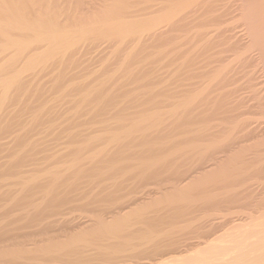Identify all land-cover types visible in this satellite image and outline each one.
I'll return each instance as SVG.
<instances>
[{"label":"rangeland","instance_id":"obj_1","mask_svg":"<svg viewBox=\"0 0 264 264\" xmlns=\"http://www.w3.org/2000/svg\"><path fill=\"white\" fill-rule=\"evenodd\" d=\"M259 2H261V3H259ZM199 3H200V5H199ZM151 5L152 6L156 5V7H151ZM236 9H238V10H236ZM256 10H258L260 13L263 12L264 0H220V1L219 0H163V1L162 0H0V83L4 82V80H6L7 78L11 79L9 77L13 78L14 77L13 75H15L16 73H19V71H21L20 68H23V65H25V63H26L25 61H27V59L30 56H32V55L35 56V53H36V57L33 56L34 58L31 57L32 59H30V60H33L39 56V52L46 53L44 51H46L48 44L51 41L50 40L51 38L53 40V39H57V38H61V37L63 38V36H64V39H66V40H64V39H62V40H64V42L71 41L73 43L72 47L75 49L74 50L72 47H69L72 50L69 49L70 51H68V49L66 48L65 45H64V47L60 46V49L58 50L59 52L58 51L56 52V53H59L60 55L56 54V53L54 55H52L50 57V59H48V62H49L48 66L44 67V69H41L37 73V75L39 74V76H40V78L38 77L40 80L36 77L35 78L33 77V76H37V75H31V74H30L31 76L27 75L28 77L26 76L27 78L26 77L23 78L22 81L19 83V85L21 84L20 86H24V87H20V89H19V86L17 85L18 87L14 90L13 94L16 93V95H19L18 97L16 95H14L15 98L17 97L18 100H16L14 98L15 102L13 101V103L8 104V106L10 108L8 111V107H6V114L4 115L5 116L4 121L6 123H8V125L11 126L10 122H14V123H12L14 125H16L17 122H19L21 124L20 120L25 118L24 120H27L28 124L26 121H25V123L23 122L24 120L22 121L23 122L22 124L25 125V126H23L24 130L26 128V124L29 126H27V129L25 130L26 131L25 132L19 124L20 128H22V130H23L22 133H20L19 132L20 129L18 130L16 127L12 128L13 131L10 129L7 132V134H5V135H7V136H5V139L3 138L4 135H2V137L0 138V143H3V144L4 143H10L11 142L10 139H13V136L17 137V134L15 135V132L18 131L17 132V133H19L18 138H21V136L23 135L22 136V138H24L23 140H28L27 142H25V141L22 142V145H23L22 147H24L26 145L25 147L28 148L30 145H27L26 143L29 142V144L35 145L36 143H33V142H35V141L40 142V137H42L41 135H43V137H44V138L42 137L43 140H46L48 138L46 136L49 135V138H48L49 142H48V140H46V141L48 143H50V145H48V146H49V150L52 153L50 151L40 152L38 158H40V156H42V158L45 159L40 164L34 165L33 163L32 164L29 163L26 166L25 165L22 166L23 168L22 167L19 169L17 167H16L17 169L12 168L11 171H8V172L6 171L8 173V175L6 174V172H4L6 175L2 174L4 176L0 177L1 178L0 181L3 182L4 184L7 183V184H11V185H7V186L4 185L3 186L0 184L2 186V187L0 186V188H1L0 191H5L8 188L10 190L11 189L12 190L20 189L23 191L25 189H27L28 187L34 188L35 183L38 184L41 181L46 180L48 178V174H47L48 172L47 173L45 172L46 169H48L46 171H49V172L56 171L54 169H57L58 171L60 170L59 175L64 174V173L66 175L65 169L67 168V171L69 170V173L71 170L68 168V164L65 165L64 161L67 162L69 160V163H70L71 162L70 160H73L74 156L77 158H79L81 156L83 157V158L81 157L82 160L79 159V161L82 162V171L84 170V172H83L84 176H83V178H81V180H79V182L82 180L87 181V185H86V182L84 185H82L83 182L78 183L79 185H81V187L79 185H78L79 187L78 186H76V188L73 187L72 189H75V191L71 189L73 191V193L71 195L69 194V196L72 198V200H74L75 204H79V205H77V208L81 204L82 208L84 209L83 203L78 202L82 198L81 199L77 198V200H76V196L79 195L80 193L83 194V192H84L85 195L89 194V196H86V198L88 200V199H90V197H91V199L93 197L95 199H96V197H97V199L100 198L101 193L104 196L107 193H109L107 195L109 197H111V196H113V194H115V192L118 191V188L116 186H114L116 183V180H117L116 177H118L117 174H115L116 175L115 176L111 172L113 177H112V175H110L111 176V178H110L107 175L109 177V178L107 177L108 178V180H107L106 176L105 177L100 176V172L98 173V170L101 171L102 168L97 170V167H95V169H94V164H93L94 162H93V160H91L93 157L97 156L96 154H98V153L96 152V150L98 151L100 148H102V145L104 146V144L106 142V140L104 141V139H101V138H105L104 135L107 132L104 131V133H103V130H105V129H101V127L104 124L103 125V126H105L104 128H107V124H105V123L101 124L100 123L99 119H100V117H102L104 115V113L101 112L103 115L101 114L102 116H100L99 110L100 109L102 110L105 108V106H104L105 102L106 103L110 102V101L105 100L103 103L102 101L104 99L102 97H101L102 103L98 102V100H100V97L98 95L97 96L95 95V97H94V93L96 94V92H97V94H100V95H101L100 92H102L103 95H101V96H104V94H106V93H107V95H109L108 92H110V91H111L110 92L111 96H112V94L116 93V95H117L119 93L117 96L116 95H114V96L119 97V95H121L119 98H115V99H118V102L120 103V105H122L123 102L124 103L127 102L130 105L129 106L128 104L125 103V105H128L129 109H126L125 107H123L125 105L122 106L123 108L126 109L125 110L126 112L124 111L123 113L124 114L130 113L129 117L130 116L133 117V115H134V117H135L134 119H137L138 121L143 120L147 117V113H146V112H148L147 109H149L148 114H153L154 112L155 113H157V112L162 113V111L164 113V111H166V112L172 111V109L173 110L179 109V107H180V109H182V107L185 103L182 96H184V95L188 96L189 95V96H191L189 98L192 100L191 101V107L196 112L195 113L194 111H192L191 117H193V118H191V117L190 118L192 120H195L196 126L193 123L194 125H189V126L187 125V127H188V129L193 128V130L196 128L194 131L196 133L197 132L198 133L197 134L194 133V134L197 135L196 136V139H197L196 144H200L202 147V148L200 147L201 149H199L201 151L200 153L202 155H204L203 154L204 151H202V150H206V149H208V152H210L211 150L218 152L221 147H225L226 144L229 145L228 153L220 154L222 159L225 161H223V163H221L220 166L216 167L217 169L215 168L213 170L215 173L212 171L208 172L209 175H208V173H207V175L205 174L208 177L204 176L203 175L204 173H202V174L197 175L198 178H194L195 180L193 179V181H192V179H190L192 181V183H191V181L190 182L188 181L185 184L180 183L179 186H177L176 188L169 189V191L171 190L170 194L168 191V193H166L164 195H158L153 200H149L148 202L146 201V203L144 202L140 205L133 207L130 211H127L129 214L128 213L127 214L122 213L121 215H123V216L119 215L122 218H120L118 215H116V216L110 215L109 216L108 213L105 214L107 211H109V209L111 207V203H110V205L106 204L107 208H109V209L106 210L107 209L106 208L105 209L106 212H105V210L103 209L104 205H102L99 201L96 204V208L98 207L99 211L97 210L96 211L97 213L95 212V214L89 212L90 213L89 214V213H87L88 211L86 212V209H85V211L79 209L81 207H79L77 209L80 211H77L75 209L76 205L73 206V204H74L73 201H72L71 205L68 204L70 202L67 203V201H66L65 205H64L65 207L63 205L61 206L60 210L62 208H64V209L59 211L58 216L52 217V219L59 221V223L57 222L59 225L55 224V226H54V228L56 227L55 228L56 230H53V228H51L49 230V231H51L50 232L51 234L50 233L48 234V232H49L48 231L47 235H45L44 233L39 235L37 233V231H38L37 225L33 224L34 226H36V227H33V226H31L32 224H30V226L28 224H25V225H28L29 227L27 226V228L24 231L21 227L22 223L19 224L18 220H14L15 218L14 219L12 218V216H14V217H16V219L17 218L22 219V218H24L23 216L22 217H17V216L18 215H26V213L27 214L33 213V210H32L33 207L32 206L30 207L27 205L28 207L31 208V210H29L27 207V209L29 211L25 208L26 206L24 207V205H22L23 208H20V206H18L17 208H19V209L13 208V206H12V208L10 209L11 213L9 212L11 215L10 216L8 213H7L8 215L5 213L6 212L5 207L7 206L6 204H9V203L4 204L2 207H0V212H1L0 213L1 214L0 215V221H1L0 226H7L8 229H10V227H13L12 229L17 231L18 229L14 228V226L18 227V225H20V228L18 227L19 228V230L17 231L18 233H16V234L20 233L19 232L20 229H22L21 230L22 233L27 232V233H25L26 235L29 232L31 233L30 236L29 235L23 236V234L21 236L16 235L19 238L20 242L22 241L24 243V245L27 246V247L22 248V250L24 249L23 250L24 253L29 251L27 254L31 253L30 254L31 256L32 255L38 256L40 254L45 255L44 252L45 253L47 252L46 254L51 253L54 250H56L54 252L57 253V251L60 248H61L60 251L63 248V250L66 252V251L72 250L73 247H71L70 244H76V243L78 246L81 245L82 248H84L85 250L86 249L88 250V249L94 248L96 245L102 244L104 246V239L107 238L108 236L118 237V238H116V237L115 238L117 239V241L121 240V243L122 242L125 243L124 241H127V240H124V238L122 239L123 236L129 237V235H130V237H133V235L139 236L140 234H143V233H145L144 235L150 233L149 234L150 238H155L156 236L157 237L159 236L160 237L159 239H162V238L168 239L169 237H172L175 230H177V228H176L177 226L180 229L183 226L182 229H185L187 231L188 229H190V227L192 225L197 226V224L200 223L198 221L199 219H197V218L204 216L203 214L205 212L208 213L209 211H210V213L217 214L218 217L215 215L216 218L214 221H216L215 222L216 224L220 225V227L218 228L219 229L218 231L220 233L225 232V231H227V229H231L235 226L250 224L251 222H253V221H251V219L254 218L256 220L259 217H261L259 215V213L261 214L262 213L261 211L264 210V143H263V141H264V114L263 113L264 112H262V111H264V106H263L264 105V78H263L264 77V63H263L264 51H262L261 49H258L261 47L255 45L254 39H252L253 38L252 32H250V30L248 29V25H251L253 30H255V32H257L258 30H261L263 25H264V22H263L264 20H262L264 17H261V15H263V14H260ZM245 12H246V14H245ZM250 12L253 13L251 19H249V17L247 16V14L249 15ZM255 12L258 16L257 19H255L256 17L254 16V15H256ZM176 13H178V14H176ZM180 14H181V16L182 15L183 16L181 17ZM188 17H189V19H188ZM180 18H181V20H180ZM174 19H176V20H174ZM177 19H179V20L177 21ZM170 20L172 22H170ZM194 20H196V21H194ZM174 21H177L178 23L176 22L177 23L176 24ZM171 23L172 24L174 23L175 25L174 24L172 25ZM152 25H153V27H152ZM137 26H139V27H137ZM147 26L152 27V29L157 31V32L160 30V32L164 33V35L160 38L158 37V39L154 38L153 40L149 41L148 40L149 35H148V33L146 34ZM205 26H206V28H204ZM228 26L230 27V29H232L231 32L228 31V29H229ZM134 28H137V29L139 28L137 30V32L135 31L136 35H134V32L132 31ZM143 28H144L145 32H143ZM139 30H141L142 33H141V31H140V33H138ZM239 31H240V33H238ZM233 32L236 34H234ZM224 33H225V36H224ZM232 33H233V35H236L238 37V39L239 38L241 39V40L239 39V41H240L239 45L241 47H244V46L247 47V49H245V52H246L245 54L241 55L240 53H244V51L240 48L237 49L236 47L233 46L232 43L234 40L228 41L227 37H229V35H231ZM41 34L43 36L45 35L46 37L44 36V38H43ZM53 34H55V35H53ZM207 34H208V36H207ZM39 35H41V36H39ZM71 35H72V38H71ZM48 36H50L51 38ZM85 36H86V38H85ZM137 36L139 38H137ZM141 36H143L144 38L143 37L141 38ZM37 38H39V40ZM45 38L48 39L49 41H47ZM77 38H79V39H77ZM80 38H82V39H80ZM83 38H85V39H83ZM40 39H41V41H40ZM138 39L139 40L142 39L144 42H141V40H140V42H138L139 41ZM36 40H38V41L35 42ZM74 40H76V41L74 42ZM146 40H148V41H146ZM157 40H159V41H157ZM249 40H250V42H249ZM252 40H253L254 44L252 43L253 46L252 45L250 46ZM152 41H154L153 44L151 43ZM11 42H15V44L14 43L11 44ZM33 42H35V43H33ZM248 42H249V44H248ZM36 43H38V44L35 45ZM39 43H42V44H39ZM45 43L46 44L48 43V44L46 45ZM147 43L149 46L147 45ZM18 44L20 46H17ZM29 44H32L31 47L28 46ZM38 45H40V46H38ZM140 45H144V46L140 47ZM151 45H153V46H151ZM21 46H23V48L26 46L25 47L26 49H24V50L19 49ZM36 46H38V47H36ZM44 46H45V48H44L45 50L43 49ZM254 46H255V48H254ZM39 47H40V49L42 47V49L40 50ZM61 47H62V49H61ZM35 48H38V49H35ZM33 49H35V50H33ZM63 50H66L65 52L68 51V53H65ZM20 51L21 52L23 51L24 54L20 53ZM47 51H48V49H47ZM25 52H26V54H25ZM56 55L58 57L54 58V56H56ZM217 55H219V57ZM22 56H24L25 58L27 56V58L25 59ZM245 57H246V59L243 60ZM52 58H54L58 62V63H56V61H55L56 67L54 65V59H52ZM157 58H158V60L156 61L155 59H157ZM225 60H226V62H225ZM63 64H64V67L66 66V70L64 68H62ZM161 64L163 66H161ZM49 65H50V68H49ZM59 66L62 68L63 71L60 70L61 68ZM52 67L53 68L55 67V69H53V71H51ZM166 67L169 69H167ZM175 67H178V68L175 69ZM236 67H237V69H236ZM260 67H261V69H260ZM46 68L49 69V71L52 74L49 71H47ZM177 69H180V70L177 71ZM161 70L163 73L161 72ZM169 70H170V73L168 72L166 74V72ZM234 70H236V71H234ZM59 71H62V72H59ZM152 71H154V72H152ZM47 73H49V74H47ZM56 74H57V76H56ZM247 74L249 76H247ZM231 75H232V77H231ZM155 76H157L158 79ZM29 77H31V78H29ZM32 77H33V81L35 80V83L34 82L30 83V81L32 80ZM57 77L58 78L60 77V79H62V80L60 81L59 79H57L56 80L57 83H56L55 78H57ZM252 77H254V78H252ZM152 79H157V80H154V83L152 82L153 83L152 84L151 83V81H153ZM36 81L38 83L40 82L41 88H39V86H37L38 84ZM157 82L159 83V85H157L158 84ZM230 82H231V84H230ZM115 83L118 85V87H117V85H115ZM31 84H33V85H31ZM111 85L115 86V88L111 87ZM140 85H142V86H140ZM179 85H182V86H179ZM253 85L255 87H253ZM47 87H48V90H47ZM50 87H51V89H50ZM119 87H120V89H118ZM153 87H154V89H153ZM169 87H170V89H169ZM180 87L183 89H181ZM186 88L188 89V92L186 91L187 90ZM221 88H223V90ZM225 88H227V89H225ZM0 89H1V87H0ZM17 89H19V90L16 91ZM39 89H41L42 91H44V90L45 91L42 92ZM91 89L94 91L96 90L95 92H93V94L90 93V95L92 94L91 97L89 96V99L91 98V101L88 100V101H85L86 103L83 101H82L83 102L82 104L79 103L80 102L79 99L81 98L82 94L86 93L87 91H88L87 93H89L90 91H92ZM107 89H109V90H107ZM70 90H72V91H70ZM104 90H107L108 92L105 91V93H104ZM165 90L167 93L165 92ZM172 90H173V92L171 93ZM184 90H185V92H184ZM189 90H190V92H189ZM36 91H38V92H36ZM39 91H41L43 93V95L45 93L44 96L42 95L43 99H42V96H40L42 93H40ZM161 91H162V94H161ZM168 91H169V93H168ZM34 92L37 95H35ZM237 92H239V93H237ZM120 93H123L124 95H122ZM158 93H160L162 96V98H160V100L159 99L157 100V97H156V96L160 95ZM176 93H178V94H176ZM179 93H181L183 95H181ZM0 94H1V92H0ZM21 96H23V97H21ZM25 96H27V97L29 96L30 98L28 99ZM33 96L35 98H33ZM36 96L41 98L40 100L43 101L42 104L44 105V103H45L44 106H42V104L39 101V98H36ZM163 96H165V97L163 98ZM196 96L198 97V99ZM24 97L26 98L27 101L29 100L30 102H33L35 99H37L38 101L36 100L35 103L34 102L30 103L28 101L29 103H27V101L25 100ZM92 97H94V98L92 99ZM171 97H172V99H171ZM19 98H21V99L24 98L23 99L24 101L23 100L20 101ZM152 98H153V101L155 103L152 102ZM51 99H52V101H49ZM57 99H58V102L63 101V103L59 104L56 101ZM144 99H146L147 101ZM155 99L158 102L162 100L165 103H163L162 101L160 103H158L157 101H155ZM44 100H46L47 102ZM78 100H79V102H78ZM81 100H82V98H81ZM48 101H49V103L51 102V104L52 103L53 104L58 103V105L57 104H56L57 106L54 105V109H53V107H52L53 104L52 105L49 104ZM89 101L91 102L90 103L91 105L89 104ZM131 101L133 104H131ZM22 102L25 104H23ZM47 103L49 104V106L47 108L51 107L54 110L55 114L54 113H52L54 115L51 114L52 118L54 116L55 119H57L56 121H58L61 118H62V120H59V122H56V121H53V120H55L53 118L51 121H46L47 119H45L44 117H41L42 115H39L40 111H38V109L41 106H42V108L47 106ZM115 103H116V101L113 103H107L108 105L105 108L106 111H104L105 109L103 111L106 113L108 112L107 113L108 115L105 113L107 117L104 115L105 116L104 118L109 120V124L110 123L113 124L112 126H113L114 130H117L118 134L124 136L125 135L124 131L126 129H124V130L119 129L118 124L119 123L121 124V122H122L121 120H123V122L126 123L127 121L129 122L130 119L127 120V118L124 116L123 117L126 120L122 119V117L119 119L120 116L118 115L119 117L117 116L118 118H116V119L120 120L121 122L119 121L118 124H115L116 123V122H114L115 121L114 120L115 114L118 113V114H121V116H122L123 115L122 111L124 110L123 108H121L120 105H117V107H115L116 106ZM167 103H168V105H167ZM28 104H31V105L28 106ZM62 104H65V108H63L64 105L62 106ZM17 105L21 109L18 108ZM89 105H90V108H89ZM137 105H138V107H136ZM150 105L151 106L155 105V106L150 107ZM158 105L162 106L163 108L159 106L161 108V109H159ZM34 106H37V107L40 106V107L34 108ZM58 106H60V107L62 106L61 108H63V109L67 108V111L63 110V114H62V110ZM83 106L84 107L86 106L87 109H84ZM97 106L102 107V108L99 109ZM55 107H57V109ZM95 107L98 108V112H97V109H95ZM132 107H133V109H132ZM153 107H154V109H153ZM155 107H158L159 110H157V108L155 109ZM16 108H18V109H16ZM27 108H28V110H27ZM31 108H33L34 110H32ZM42 108H40L39 110H41ZM58 108L60 109V112H59ZM114 108H116V110ZM151 108H152V110H151ZM22 109H24L25 111ZM30 109L32 112H29ZM119 109H121V110H119ZM136 109H137V112H136ZM139 109H140V111H139ZM15 110H17L18 112ZM21 110L23 112V115L20 117H23V118L20 119L19 117H14L16 115L17 116L21 115V114H19V112ZM35 110H37V111H35ZM77 110H79L78 111L79 113H81V112L82 113H81V115L78 113L79 116L78 115H77L78 117L75 116L76 119L74 120L73 118H75V117L73 115L74 114L76 115ZM81 110H84L86 114H84V112ZM95 110H96L97 114H96ZM132 110H133V112H132ZM153 110H154V112H153ZM26 111H28V112H26ZM56 111H57V113H56ZM113 111H119V112H116L114 114ZM144 111H146V112H144ZM91 112H93V114ZM135 112H136V114H133ZM10 113H11V115H10ZM58 114H60L62 116H60ZM6 115H8V116H6ZM84 115H87V116H84ZM89 115L94 116L96 119V122H95V119L93 121L94 117L91 116L89 118V120L92 119V122H93V123H91L92 125H90L91 120L88 121L86 119V117H89ZM58 116H60V118ZM83 116H84V118H83ZM162 116H160V118L163 119V120L161 119V122H160V120L158 121V119H160V118H158L155 122H157V123L160 122V124H162V123H167V122L169 123V120H170V122L173 121L172 119H169L166 116H163V117ZM8 117H10V119H8ZM65 117H66V119H65ZM80 117H81V119L77 120V118H80ZM13 118L16 120H14ZM46 118H47V116H46ZM38 119H39V121H38ZM42 119H43V121H42ZM8 120H10V121H8ZM17 120H19V121H17ZM35 120H37V123H39L36 125L39 126L41 129L37 126H36L37 130H35L36 128L34 129V128L30 127L31 123L33 124V121H35ZM85 120L87 122H85ZM76 121H77V123H76ZM181 121H182L181 118H179L178 121H176V122L182 123ZM202 121H203V123H202ZM67 122H68V124H67ZM240 122L243 123L244 125H242ZM40 123H43V125L44 124L45 125L42 126V124H40ZM59 123L61 124V126ZM88 123H89V126H87ZM76 124H78V125H76ZM240 124L242 125V127ZM72 125H76L78 128L76 126L72 127ZM93 125H94V127H92ZM171 125L172 126H168L166 129L171 130L172 134H174L175 132L177 133V131L179 132V130L182 127L181 126L180 129L174 128L172 122H171ZM215 125H217V126H215ZM32 126H35V124ZM50 126H52V127L50 128ZM71 127L73 128L74 131L72 130ZM86 127L93 128V129H89ZM240 127H241V129H240ZM244 127L246 129H248V127H249L250 129H248V131L253 129L252 133L250 131V133L248 132L249 134L247 133L248 135L245 134L247 132V130L244 131L243 130ZM28 128H30L32 131L28 132L27 131ZM49 128H50V130H49ZM53 128H54V130H53ZM82 128H84V129H82ZM85 128L87 130H89L88 131L89 134L86 133L87 130ZM172 128H173V130H172ZM56 129H57V131H56ZM75 129L77 130V133L79 132L78 135H77ZM80 129H82V130H80ZM118 129H119V131H118ZM166 129H164V132L167 131V133H168V130H166ZM174 129H176V131H174ZM33 130H35V131H33ZM47 130H49V132ZM45 131H47V132H45ZM83 132H84V135H85V133L87 135L84 136ZM98 132H100V133H98ZM8 133L11 135L12 138L10 136H8ZM43 133H45V135ZM73 133L76 134L78 137L77 136L75 137V135ZM50 134H52V136H50ZM56 134L59 135V139H57L58 136ZM63 134H64V137H63ZM98 134H99V136H98ZM253 134H255V135H253ZM19 135H20V137H19ZM71 135L75 139H73V137ZM82 135L84 136L85 141L82 140L83 139ZM88 135L89 136L91 135L90 136L91 141L95 140L97 137V141L95 140L98 143V144L96 143L97 144L96 148H95V144L92 145L91 142H89V143L92 145V147L89 143H88L89 147L87 144H86L87 147L85 146L86 141L87 142L89 141V140H87V138L85 139V137H89ZM100 135H102V136L100 137ZM213 135H215V136L213 137ZM54 136L56 139L54 138ZM201 136L204 140L206 139V141L202 142L203 139L201 138ZM253 136H255V137H253ZM252 137H253V139H252ZM22 138H21V141H22ZM76 138H77V140H76ZM262 138H263V141H262ZM42 139H41V141H42ZM67 139H68V141H66ZM70 139L76 140L77 143H76V141H73L74 143L73 142L71 143L72 140H70ZM98 139H100V140L98 141ZM177 139H178V141L180 140V138H177ZM6 140H8V141H6ZM58 140H59V142H58ZM63 140H64V142H63ZM102 140H103V142H102ZM175 140H176V138L174 139V141ZM100 141L102 144L101 143L99 144ZM154 142H156V141H154ZM23 143H25V144H23ZM48 143H46V144H48ZM53 143L55 144V146ZM70 143L72 145L73 144L74 145L70 146L71 145ZM82 143H84V144H82ZM218 144H219L220 148L218 147ZM221 144H223V146ZM99 145H100V147H99V149H97L98 148L97 146H99ZM174 145L175 146L177 145L176 148L173 147L175 150L176 149L179 150L182 147H185V145L182 143L179 145L178 144H174ZM208 145H209V148H207ZM210 145L214 148H216V147L217 148L214 150L213 149L210 150ZM57 146L59 148H61L60 150H62V151H60ZM82 146H83V149L82 148L80 149V147H82ZM70 147H71V149L77 148V151L74 153L75 155H73V153H71L72 155H70V153L68 152L69 151L68 149H70ZM87 148L90 152L89 151L85 152V150H87ZM93 148H95L94 149L95 151L92 150ZM173 148L172 149L169 148V149H171V151H172ZM52 149H53V151L55 149H57V151L55 150V152L53 153ZM78 150L80 153H82V155L80 153H77ZM80 150H83L85 153H83V151L81 152ZM114 151H111V153L114 154ZM4 152H2L3 154L1 153V155H6L5 154L6 152L5 153ZM65 152L67 155L65 154ZM233 152H236L237 154L233 153ZM231 153H232V155H231ZM190 154L193 156L194 154H197V153L193 154L191 152ZM201 154L198 153L199 156L196 155L195 158L198 159ZM37 155H36V157H37ZM189 155H187L188 159H189ZM191 155H190V158H191ZM192 158H194V157H192ZM54 159L56 160V162ZM61 159H63L64 161ZM84 159H85V161H83ZM194 160H196V159H194ZM88 161H90V162L92 161L93 165ZM179 161H181V160H179ZM179 161H178V159L172 160V163L174 162L173 164H175V163L178 164V165H172V166H179L180 164L183 165V163L185 165V162L181 161L182 163L179 164L178 163ZM189 161H188L189 164L193 163V162H191V159ZM192 161H193V159H192ZM188 162L184 166V169H182V170H188V169L192 168V166L191 167L187 166V165H189ZM62 163H64V164H62ZM88 163L91 164L90 165L91 168L89 166H87V165H89ZM56 164H58V165L56 166ZM59 164L61 167L59 166ZM193 164H191V165H193ZM69 166H70V164H69ZM85 167H88V168H85ZM107 167H109L108 170H107ZM107 167L106 168L104 167V169L107 170L106 172H108L110 170V166L108 165ZM185 167H187V169H185ZM39 168L40 169L44 168L45 170L43 169V171L42 170L40 171ZM218 168H220V169H218ZM23 171H25V172H23ZM61 171L64 173H62ZM12 172L13 173L23 172L26 174L22 175L23 178L20 179V177L16 178L15 176H13ZM102 172H104V171L102 170ZM69 173H67V175ZM95 173H97L96 174V176H97L96 180L94 178V177H96L94 175ZM108 173H110V171ZM183 173H184V171H183ZM185 173H186V171H185ZM89 174H92L93 178H91L92 176L90 177ZM200 175H203V176H201L203 178H201ZM11 176H13V177H11ZM98 176L101 178L100 179L101 181L98 179ZM114 176H115V180H114ZM16 179H19L21 181L18 180V182L15 181L16 183H14L13 181ZM91 179H93V182ZM134 179H131L132 183L135 181ZM200 179H201V181H200ZM90 180H91V182H90ZM104 180H105V182H104ZM131 180H129V181H131ZM198 181H200V182H198ZM43 182H45V181H43ZM128 183L131 184V182H128ZM45 185H46V182L42 186H45ZM47 185H48L49 189H51L53 187L52 185H51V188L49 187L50 182H49V184L47 183ZM167 186L169 187V185H167ZM171 186H173V185H171ZM184 186H185V188H184ZM77 187L80 189L78 190ZM39 188H41V187H38V188L32 190V192L37 190V189L40 191ZM44 188L47 189V187H44ZM178 188H180V190ZM45 189L43 190V187H42L41 192L42 191L43 192L48 191ZM173 189H175L176 191ZM207 189H209L210 191L209 190L207 191ZM38 190H37L36 194H35V192H33V193L31 192L32 193L31 197H34L33 202H35V199L38 197H40V199H41V196L43 195V192L40 195V192L38 193ZM59 190H57V191H59ZM177 193H178V195H177ZM33 194L36 196H34ZM98 194H99V196H98ZM72 195H73V197H72ZM104 196H102L104 199L108 197V196L107 197H104ZM168 197H169V199H168ZM214 197L217 198L216 199L217 201L215 200ZM71 198H69L70 199L69 201H71ZM182 198H183V200H182ZM212 198H214V199H212ZM225 198L227 201L225 200ZM31 199L32 198H30V201H32ZM209 199L213 203H211ZM39 200L37 201V199H36V202H40ZM41 200H43V199H41ZM87 200H85V201H87ZM166 200H168V201H166ZM81 201H84V200H81ZM114 201H116V200H114ZM114 201L112 203L115 206ZM207 201H209V203ZM257 201H258V203H257ZM262 201H263V203H262ZM102 202L104 203L105 201H102ZM109 202H111V201H109ZM172 202H174V203H172ZM218 202H220V205ZM225 202H226V207H227V204L229 205L231 216H229V215H228V217L225 216L226 212L223 213V211H221V210L211 212L214 210L215 205H218V206L223 205L221 207H225V204H224ZM105 203H107V202H105ZM256 203H257V205H256ZM36 204H38V203H36ZM84 204H85V202H84ZM159 204H161V205H159ZM204 204H206V205H204ZM100 205H102L101 209H100ZM201 205H202V207H201ZM210 205L214 206V208L211 207V209L213 208L212 210H209ZM72 206L74 207V209H71V211L69 210V212H68L66 208L69 207L68 209H70V208H72ZM7 207H9V206H7ZM208 207H209V209H207ZM1 209H2V211H4L3 213L1 211ZM3 209H5V210H3ZM24 209H26V210H24ZM151 209H153L155 211H153ZM12 210H13V212H12ZM161 210L162 211L165 210V211L162 212ZM238 211H241V212H238ZM61 212H63V214H61ZM103 212H104V214H103ZM149 212L151 214H149ZM216 212H218V213H216ZM137 213L139 215H137ZM175 213L178 216V219H177V216L175 215ZM180 214H183V215H180ZM194 214L196 216H194ZM62 215H64V216L67 215V216L64 217ZM98 215L102 216L104 218L106 217L105 222L109 226L113 222L112 227L115 226L116 229L114 228L115 230H112L113 231L112 232L109 230H105L104 227L100 228L99 226L96 225V226H92L89 229V231H88V229H83L84 231H82L81 228H79V229L75 228V231L74 230L72 231L71 229H73L74 227H72V225H66V223H65L66 220H69V219L73 220L75 218L76 220L75 219L73 220V224H78V223L86 221L88 219H93ZM189 215H190V218H189ZM261 215L262 216L264 215V211ZM6 216H8V218ZM111 216L116 217V218H114L116 220H114L113 218H112L113 220H111ZM143 216H145V218H143ZM146 216L148 218H150V220H149L150 222L148 221L149 224H151L152 218L154 219L155 216L157 217V218L155 217L156 219L153 220L155 223H160L158 221L162 216H164V218L166 217L165 219L164 218L163 219L165 220V222L167 221L168 225L165 222L161 223L162 225H161L160 229L162 230V229L166 228L167 230L166 229H165V231L162 230L164 232V233H162V231L160 229H157L159 227H157V228L155 227L156 229L155 228H149V226L146 225L148 223H145V221H147ZM5 217L7 219H5ZM61 217H63V218H61ZM158 217H159V219H158ZM180 217H182V218H180ZM224 217H225V219H224ZM11 218L14 221H12ZM48 218H45V219H48ZM71 218H73V219H71ZM218 218H220V219H218ZM243 218L248 223L247 222L245 223V220ZM141 219H143V221ZM144 219H145V221H144ZM157 219H158V221H157ZM163 219L161 218V222ZM175 219L178 221H176ZM187 219H189V220H187ZM227 219L231 220V222H229V224L227 222ZM173 220H175L176 222ZM180 220H181V222H179ZM185 220H186V222H185ZM230 220H228V221H230ZM46 221H48V220H44V222H46ZM141 221L144 222V224H145L144 226H143V223ZM8 222H11V223L13 222V224H10ZM20 222H24V221L20 220ZM235 222L239 223V225L235 224ZM177 223H178V225H177ZM187 223H188V225H187ZM121 224H122V226H121ZM180 224H181V226H180ZM60 226H61V228H60ZM63 226H65V227H63ZM146 226L148 228H146ZM24 227H26V226H24ZM68 227H70L71 229H68ZM93 228L96 230H94ZM133 228H134V230H133ZM59 229H60V231H58ZM140 229H143V230L141 231ZM127 230H128V232H127ZM130 230H131V232H130ZM139 230L141 231V233ZM159 230L161 231V233ZM181 230H178V233L179 232H183V233L186 232L184 230L183 231H181ZM32 232H34L33 235H32ZM35 233H36V235H35ZM52 233H54L56 237ZM154 233H155V235H154ZM168 233H170L171 235L169 234V236H168ZM174 234H177V233L175 232ZM41 235H43V236H41ZM160 235L161 236L163 235V236L161 237ZM43 237H45L46 239L49 237H54V238L51 240V242L50 241H48L47 243L44 242L41 245L40 241L44 239ZM128 237L126 239H128ZM147 237H148V235H147ZM41 238H43V239H41ZM89 239H91V240H89ZM100 239H103V240L101 241ZM36 240H37V242L35 244L34 242ZM193 241H194V239H193ZM193 241H191V242H193ZM195 241H197V240H195ZM11 242H13V241H11ZM31 242H33V244ZM38 242H39V244H38ZM71 242H73V243H71ZM3 244H5V243H3ZM6 244L10 245V243H7V242H6ZM58 244H59V246H58ZM33 245H35L36 248ZM91 245H93V246L95 245V246L91 247ZM30 246H31V248H30ZM65 246H67V247L69 246L71 249H67ZM2 247H4V245ZM26 248H28V249H26ZM9 249H11V248H9ZM38 249H39V251H38ZM65 249H67V250H65ZM12 250L17 251L16 247L12 248ZM36 252H37V254H33ZM101 252L105 253L106 251L105 252L101 251ZM27 254H25V255H27ZM51 254H53V253H51ZM36 256H34V257H36ZM21 260L24 261L25 263L27 261L24 258H22ZM30 261L31 260H29V262H27V263L32 264L33 262L31 263ZM34 261H35V259H34ZM37 261H41V260L36 259L35 262L37 263ZM57 261L54 262V264H56V263L57 264H60V263L64 264L60 261L59 262H57ZM65 261L68 264V262H70L71 260H68V261L64 260V262ZM39 263L44 264L42 261Z\"/></svg>","mask_w":264,"mask_h":264},{"label":"bare ground","instance_id":"obj_2","mask_svg":"<svg viewBox=\"0 0 264 264\" xmlns=\"http://www.w3.org/2000/svg\"><path fill=\"white\" fill-rule=\"evenodd\" d=\"M163 1V0H162ZM220 1V0H219ZM205 2V1H204ZM224 3V2H223ZM234 3V2H233ZM259 3H261V2H259ZM199 5H200V3H199ZM230 6V5H229ZM151 7H156V5L155 6H152L151 5ZM238 8V7H237ZM254 8V7H253ZM203 9V8H202ZM236 10H238V9H236ZM256 11H258V10H256ZM154 12V11H153ZM237 12V11H236ZM259 12V11H258ZM244 13V12H243ZM260 13V12H259ZM176 14H178V13H176ZM237 14V13H236ZM245 14H246V12H245ZM252 12H250V14L248 15L247 14V16L249 17V19H251L252 18ZM255 14H256V12H255ZM260 14H263V15H261V17H264V10H263V12H261ZM180 16H181V14H180ZM183 16V15H182ZM181 16V17H182ZM256 18L255 19H257L258 18V16H257V14L256 15H254ZM211 17V16H210ZM236 17V16H235ZM247 17V18H248ZM170 18V17H169ZM174 18V17H173ZM177 18V17H176ZM193 18V17H192ZM188 19H189V17H188ZM262 19V18H261ZM174 20H176V19H174ZM179 19H177V21H178ZM180 20H181V18H180ZM198 20V19H197ZM262 20H264V18L262 19ZM168 21V20H167ZM177 21H174L175 23L177 22ZM194 21H196V20H194ZM207 21V20H206ZM238 21V20H237ZM170 22H172L171 20H170ZM169 22V23H170ZM180 22V21H179ZM224 22V21H223ZM264 22V21H263ZM156 23V22H155ZM178 23V22H177ZM176 23V24H177ZM206 23V22H205ZM172 24V23H171ZM174 24V23H173ZM172 24V25H173ZM232 24V23H231ZM262 24V23H261ZM151 25V24H150ZM157 25V24H156ZM168 25V24H167ZM175 25V24H174ZM181 25V24H180ZM200 25V24H199ZM202 25V24H201ZM263 25V24H262ZM223 26V25H222ZM221 26V27H222ZM137 27H139V26H137ZM152 27H153V25H152ZM152 27H149V26H147V32H146V34L148 33V35H149V41H151V40H153L154 38L156 39H158V37L160 38V37H162L163 35H164V33H162V32H160V30L157 32V31H155V30H153L152 29ZM164 27V26H163ZM146 28V27H145ZM204 28H206V26L204 27ZM228 31H232V29H230V27L228 26ZM232 28V27H231ZM235 28V27H234ZM233 28V29H234ZM246 28V27H245ZM139 29V28H138ZM137 28H134L132 31L134 32V35H136L135 34V31L137 32V30H138ZM149 29V30H148ZM216 29V28H215ZM227 29V28H226ZM225 29V30H226ZM248 29L250 30V32H252V35H253V38L252 39H254V43H255V45H257V46H259V47H261V48H258V49H261L262 51H264V25H263V27H262V29L261 30H258L257 32H255V30H253V28H252V26L251 25H248ZM142 30V29H141ZM141 30H139V32L138 33H140V31ZM169 30V29H168ZM207 30V29H206ZM238 30V29H237ZM247 30V29H246ZM127 31V30H126ZM131 31V30H130ZM220 31V30H219ZM109 32V31H108ZM143 32H145L144 31V28H143ZM172 32V31H171ZM221 32V31H220ZM225 32V31H224ZM227 32V31H226ZM235 32V31H234ZM233 32V33H234ZM248 32V31H247ZM132 33V32H131ZM141 33H142V31H141ZM228 33V32H227ZM226 33V34H227ZM233 33L231 34V35H229V37H227L228 38V41H233V46L234 47H236L237 49L238 48H240V49H242L243 51H244V53H240L241 55H243V54H245L246 52H245V49H247V47H241L239 44H240V41H239V39H238V37L236 36V35H233ZM238 33H240V31L238 32ZM245 33V32H244ZM45 34V33H44ZM51 34V33H50ZM104 34V33H103ZM107 34V33H106ZM145 34V35H146ZM223 34V33H222ZM234 34H236V33H234ZM42 35V34H41ZM41 35H39V36H41ZM52 35V34H51ZM53 35H55V34H53ZM70 35V34H69ZM79 35V34H78ZM109 35V34H108ZM132 35V34H131ZM205 35V34H204ZM216 35V34H215ZM45 36V35H44ZM44 36L42 35V37L44 38ZM74 36V35H73ZM139 36V35H138ZM137 36V38H139ZM144 36V35H143ZM143 36H141V38L143 37ZM207 36H208V34H207ZM217 36V35H216ZM224 36H225V33H224ZM227 36V35H226ZM250 36V35H249ZM46 37V36H45ZM48 37H50V36H48ZM68 37V36H67ZM202 37V36H201ZM205 37V36H204ZM51 38V37H50ZM49 38V39H50ZM71 38H72V35H71ZM85 38H86V36H85ZM85 38H83V39H85ZM144 38V37H143ZM147 38V37H146ZM184 38V37H183ZM218 38V37H217ZM222 38V37H221ZM38 40H39V38H37ZM46 39V38H45ZM62 39H64V36H63V38L61 37V38H57V39H53L52 40V38L50 39L51 41H50V43L48 44V47H47V49H48V51H47V49H46V51H44V52H46V53H41V52H39V56L37 57V58H35V59H33V60H30V59H32L31 57H33L34 55H32V56H30L28 59H27V61H25L26 63H25V65H23V68H20L21 69V71H19V73H16L15 75H13L14 77L12 78V77H9V78H11V79H6V80H4V82H2V83H0L1 85H0V87H1V89H0V92H1V94H0V138L2 137V135H4V139H5V136H7V135H5V134H7V132L11 129L12 130V128H14V127H16L18 130L20 129V133H22V131L24 130V127L23 126H25V125H23L22 123L24 122L25 123V121L27 122V120H24V119H22L23 117H20V116H22L23 115V112H22V110H24V109H22L20 112H19V114H21V115H19V116H14V117H19L20 119H22V120H20V122H21V124L19 123V122H17V126L16 125H14V124H12V123H14V122H10V124H11V126L10 125H8V123H6L5 121H4V115L6 114V107H8V111H9V106H8V104L9 103H13V101L15 102V100H14V98H15V96L14 95H16V93H14L13 94V92H14V90L19 86V89H20V87H24V86H20L19 85V83L22 81V79L23 78H25L27 75H37V73L41 70V69H44V67H47L48 66V59H50V57L52 56V55H54L59 49H60V46H63L64 47V45L66 46V48L68 49V51H70V50H72V49H70L69 47H72V45H73V43L71 42V41H69V42H64V40H66V39H64V40H62ZM74 39V38H73ZM72 39V40H73ZM77 39H79V38H77ZM76 39V40H77ZM80 39H82V38H80ZM199 39V38H198ZM38 40H36L35 42H37ZM47 41H49L48 39H46ZM76 40H74V42L76 41ZM139 40V39H138ZM141 40V42H144L142 39H140ZM140 40L138 41V42H140ZM145 40V39H144ZM148 40H146V41H148ZM161 40V39H160ZM220 40V39H219ZM241 40V39H240ZM40 41H41V39H40ZM39 41V42H40ZM81 41V40H80ZM157 41H159V40H157ZM201 41V40H200ZM215 41V40H214ZM221 41V40H220ZM219 41V42H220ZM35 42H33V43H35ZM43 42V41H42ZM153 42L154 41H152L151 43L153 44ZM156 42V41H155ZM206 42V41H205ZM245 42V41H244ZM249 42H250V40H249ZM249 42H248V44H249ZM12 43H14L15 44V42H11V44ZM17 43V42H16ZM19 43V42H18ZM32 43V44H33ZM150 43V42H149ZM231 43V42H230ZM253 40H252V42H251V44H250V46L252 45L253 46ZM32 44H29L28 46H30L31 47V45ZM38 43H36L35 45H37ZM39 44H42V43H39ZM46 44V43H45ZM46 44V45H47ZM145 44V43H144ZM225 44V43H224ZM227 44V43H226ZM147 45H148V43H147ZM155 45V44H154ZM197 45V44H196ZM222 45V44H221ZM242 45V44H241ZM16 46V45H15ZM17 46H20L19 44L17 45ZM38 46H40V45H38ZM38 46H36V47H38ZM141 46H144V45H140V47ZM146 46V45H145ZM149 46V45H148ZM147 46V47H148ZM151 46H153V45H151ZM239 46V47H238ZM243 46V45H242ZM248 46V45H247ZM9 47V46H8ZM14 47V46H13ZM26 47V46H25ZM23 48V46H21L19 49H22V50H24V49H26V48ZM194 47V46H193ZM17 48V47H16ZM45 48V46L43 47V49ZM73 48V47H72ZM254 48H255V46H254ZM18 49V48H17ZM16 49V50H17ZM35 49H38V48H35ZM35 49H33V50H35ZM39 49H40V47H39ZM41 49H42V47H41ZM40 49V50H41ZM61 49H62V47H61ZM70 49V50H69ZM74 49V48H73ZM239 49V50H240ZM251 49V48H250ZM45 50V49H44ZM75 50V49H74ZM163 50V49H162ZM241 50V51H242ZM254 50V49H253ZM37 51V50H36ZM64 52L66 51V50H63ZM68 51L67 52H65V53H68ZM161 51V50H160ZM59 52V51H58ZM221 52V51H220ZM225 52V51H224ZM20 53H22V54H24V52L22 51H20ZM34 53V52H33ZM25 54H26V52H25ZM42 54V55H41ZM56 54H59V53H56ZM219 54V53H218ZM264 54V53H263ZM48 55V56H47ZM60 55V54H59ZM259 55V54H258ZM20 56V55H19ZM159 56V55H158ZM165 56V55H164ZM218 57H219V55H217ZM237 56V55H236ZM240 56V55H239ZM249 56V55H248ZM22 57H24V56H22ZM34 57H36V53H35V56ZM33 57V58H34ZM57 58L58 56L56 55V56H54V58ZM254 57V56H253ZM25 58V57H24ZM26 58H27V56H26ZM25 58V59H26ZM54 58H52V59H54ZM166 58V57H165ZM242 58V57H241ZM257 58V57H256ZM59 59V58H58ZM68 59V58H67ZM220 59V58H219ZM246 59V57L243 59V60H245ZM156 61L158 60V58L157 59H155ZM55 61H56V63H58L57 62V60H55L54 59V65H55ZM66 61V60H65ZM169 61V60H168ZM219 61V60H218ZM28 62V63H27ZM153 62V61H152ZM225 62H226V60H225ZM224 62V63H225ZM240 62V61H239ZM243 62V61H242ZM247 62V61H246ZM252 62V61H251ZM257 62V61H256ZM52 63V62H51ZM60 63V62H59ZM155 63V62H154ZM167 63V62H166ZM241 63V62H240ZM248 63V62H247ZM246 63V64H247ZM263 63H264V61H263ZM61 64V63H60ZM59 64V65H60ZM65 64V63H64ZM64 64H63V67L62 68H64L65 70H66V66L64 67ZM153 64V63H152ZM151 64V65H152ZM244 64V63H243ZM259 64V63H258ZM261 64V63H260ZM53 65V66H54ZM66 65V64H65ZM150 65V66H151ZM254 65V64H253ZM58 66V65H57ZM153 66V65H152ZM161 66H163L162 64H161ZM179 66V65H178ZM214 66V65H213ZM212 66V67H213ZM244 66V65H243ZM55 67H56V65H55ZM55 67L53 68L52 67V69H51V71H53V69H55ZM60 67V66H59ZM58 67V68H59ZM155 67V66H154ZM169 67V66H168ZM172 67V66H171ZM183 67V66H182ZM185 67V66H184ZM238 67V66H237ZM237 67H236V69H237ZM246 67V66H245ZM49 68H50V65H49ZM61 68V67H60ZM59 68V69H60ZM62 68L60 69V70H62ZM163 68V67H162ZM167 68V67H166ZM174 68V67H173ZM176 68H178V67H175V69ZM223 68V67H222ZM234 68V67H233ZM247 68V67H246ZM167 69H169V68H167ZM217 69V68H216ZM227 69V68H226ZM243 69V68H242ZM248 69V68H247ZM260 69H261V67H260ZM46 70L47 71H49V69H47L46 68ZM45 70V71H46ZM148 70V69H147ZM178 70H180V69H177V71ZM232 70V69H231ZM63 71V70H62ZM62 71H59V72H62ZM164 71V70H163ZM213 71V70H212ZM234 71H236V70H234ZM233 71V72H234ZM250 71V70H249ZM248 71V72H249ZM254 71V70H253ZM252 71V72H253ZM50 72V71H49ZM152 72H154V71H152ZM160 72V71H159ZM161 72H162V70H161ZM170 73V70L169 71H167L166 72V74L167 73ZM231 72V71H230ZM51 73V72H50ZM65 73V72H64ZM163 73V72H162ZM161 73V74H162ZM210 73V72H209ZM47 74H49V73H47ZM52 74V73H51ZM159 74V73H158ZM242 74V73H241ZM255 74V73H254ZM30 75V76H31ZM225 75V74H224ZM262 75V74H261ZM56 76H57V74H56ZM247 76H249L248 74H247ZM28 77V76H27ZM26 77V78H27ZM34 78L36 77V78H40V76H39V74L37 75V76H33ZM33 77H32V80L30 81V83L31 82H34L35 83V80L33 81ZM156 78H157V76H155ZM161 77V76H160ZM223 77V76H222ZM231 77H232V75H231ZM29 78H31V77H29ZM38 78V79H39ZM242 78V77H241ZM251 78V77H250ZM252 78H254V77H252ZM264 78V77H263ZM262 78V79H263ZM57 79H59L60 81L62 80V79H60V77L58 78H55V82H56V80ZM158 79V78H157ZM157 79H152L153 81H151V83L153 82L154 83V80H157ZM165 79V78H164ZM27 80V79H26ZM40 80V79H39ZM167 80V79H166ZM237 80V79H236ZM182 81V80H181ZM233 81V80H232ZM260 81V80H259ZM37 82V81H36ZM132 82V81H131ZM161 82V81H160ZM234 82V81H233ZM23 83V82H22ZM28 83V82H27ZM33 83V84H34ZM44 83V82H43ZM46 83V82H45ZM48 83V82H47ZM57 83V82H56ZM152 83V84H153ZM158 83V82H157ZM236 83V82H235ZM24 84V83H23ZM33 84H31V85H33ZM38 84V85H37ZM37 86H39V88H41L40 87V82L38 83L37 82ZM230 84H231V82H230ZM252 84V83H251ZM255 84V83H254ZM18 85V86H17ZM46 85V84H45ZM115 85H117L116 83H115ZM136 85V84H135ZM157 85H159V83L157 84ZM165 85V84H164ZM221 85V84H220ZM234 85V84H233ZM140 86H142V85H140ZM179 86H182V85H179ZM184 86V85H183ZM232 86V85H231ZM248 86V85H247ZM43 87V86H42ZM110 87V86H109ZM111 87H113V88H115V86H113V85H111ZM110 87V88H111ZM117 87H118V85H117ZM137 87V86H136ZM139 87V86H138ZM144 87V86H143ZM146 87V86H145ZM253 87H255L254 85H253ZM46 88V87H45ZM135 88V87H134ZM181 88V87H180ZM19 89H17L16 91H18ZM38 89V88H37ZM50 89H51V87H50ZM106 89V88H105ZM117 89V88H116ZM118 89H120V87L118 88ZM153 89H154V87H153ZM157 89V88H156ZM169 89H170V87H169ZM179 89V88H178ZM177 89V90H178ZM181 89H183V88H181ZM187 89V88H186ZM222 90H223V88H221ZM225 89H227V88H225ZM239 89V88H238ZM39 90H41V89H39ZM44 90V89H43ZM47 90H48V87H47ZM89 90V89H88ZM92 90V89H91ZM107 90H109V89H107ZM107 90H104V93H105V91H107ZM112 90V89H111ZM15 91V92H16ZM42 91V90H41ZM39 91L40 93H42V92H44V91ZM70 91H72V90H70ZM74 91V90H73ZM96 91V90H95ZM94 90H92V91H90L89 93H84V94H82V96H81V98H82V100H81V98L79 99L80 100V102H79V100H78V102L79 103H83V102H85V101H88V100H90L91 101V98L89 99V96L91 97V95L93 94V92H95ZM164 91V90H163ZM187 92H188V89L186 90ZM226 91V90H225ZM224 91V92H225ZM234 91V90H233ZM262 91V90H261ZM36 92H38V91H36ZM99 92V91H98ZM108 92V91H107ZM111 92V91H110ZM110 92H108L109 93V95H107V93L106 94H104V96H101V95H103L102 94V92H100L101 93V95L100 94H97V92H96V94L94 93V97H95V95L97 96H99L100 97V100H98V102H101V100H102V98L104 99L102 102L104 103V101L105 100H107V101H110V102H107V103H113V102H115L116 101V106L115 107H117V105H120V103L118 102V99H115V98H119L121 95H119V97H115L114 95H116V93L115 94H112V96H111V94H110ZM165 92H166V90H165ZM173 92V90L171 91V93ZM184 92H185V90H184ZM183 92V93H184ZM189 92H190V90H189ZM192 92V91H191ZM35 93V92H34ZM90 93H92L91 95H90ZM113 93V92H112ZM164 93V92H163ZM167 93V92H166ZM165 93V94H166ZM168 93H169V91H168ZM193 93V92H192ZM237 93H239V92H237ZM258 93V92H257ZM18 94V93H17ZM39 94V93H38ZM119 94V93H118ZM117 94V95H118ZM120 94H122V95H124L123 93H120ZM158 94H160V93H158ZM157 94V95H158ZM161 94H162V91H161ZM161 94L159 95V96H156L157 97V100L159 99L160 100V98H162V96H161ZM176 94H178V93H176ZM179 94H181V93H179ZM189 94V93H188ZM196 94V93H195ZM35 95H37L36 93H35ZM40 95V94H39ZM43 95V93L40 95V96H42ZM44 95H45V93H44ZM43 95V96H44ZM116 95V96H117ZM167 95V94H166ZM169 95V94H168ZM181 95H183V94H181ZM17 97L19 96V95H16ZM43 96H42V99H43ZM114 96V97H113ZM144 96V95H143ZM253 96V95H252ZM255 96V95H254ZM17 97L15 98L16 100H18L17 99ZM21 97H23V96H21ZM25 97H27V96H25ZM24 97V98H25ZM94 97H92V99L94 98ZM98 97V98H99ZM102 97V98H101ZM142 97V96H141ZM154 97V96H153ZM165 96H163V98H164ZM173 97V96H172ZM172 97H171V99H172ZM176 97V96H175ZM179 97V96H178ZM189 97H191V96H182V98L184 99V101H185V103H184V105H183V107H182V109H180V107H179V109H175V110H173L172 109V111H168V112H166V111H164V113H163V111H162V113H159V112H157V113H155L154 112V110H153V114H148V112H149V109H147L148 110V112H146V111H144V112H146L147 113V117L145 118V119H143V120H140V121H138L137 119H134L135 117H134V115H133V117H129V114H124L123 112L126 110V109H129V107H128V103L127 102H125L126 104H128V105H125V103L123 102V104L122 105H120L121 106V108H123V107H125V108H123L124 110L122 111V116H121V114H118V113H116V112H119V111H113V113L115 114V118H114V122H116L115 124H118L119 123V121L120 120H118V119H116V118H118L119 116V119L122 117V119H124V117H126L127 118V120H129V122L127 123H125V122H123V120H121L120 122H121V124L119 123L117 126L119 127V129H122V130H124V129H126L124 132H125V135L123 136V135H120V134H118L117 133V130H114V128H113V124H109V120L108 119H105L104 117L106 116V114L108 113H106V112H104V111H106V106L108 105L106 102H105V110L104 109H100V108H102V107H98L100 110H99V113H100V116H102L103 114L101 113V112H103L104 113V115L102 116V117H100V119H99V121H100V123L102 124V123H105V124H107V128H104L105 126H103L102 125V127H101V129H105V130H103V133H104V131L105 132H107V133H105V135H104V137L105 138H101V139H104V141L106 140V142H105V144H104V146L102 145V148H100L99 149V147H100V145L99 146H97L98 148L97 149H99L98 151L96 150V152L98 153V154H96L97 156H95V157H93L91 160H93V164H94V169H95V167H97V170L98 169H100V168H102L101 169V171H99L98 170V173L100 172V176H106V178L109 176L110 178H111V176L110 175H112V173L115 175V174H117V176L118 177H116V183H115V185L114 186H116L117 188H118V191L117 192H115V194H113V196H111V197H109L107 194H109V193H107L106 195L108 196H104V195H102V193H101V199L100 198H98L97 199V197H96V199L93 197L92 199H91V197H90V199H88L87 200V198H86V196H89V194L88 195H85L84 194V192H83V194H79V195H77L76 196V200H77V198H82L81 200H84V201H81V200H79L78 202L79 203H83V207H84V209L82 208V205L80 204V206H78V208L79 207H81V208H79V209H81V210H84L85 211V209H86V212L87 213H94L95 214V212L98 210L99 211V209H98V207L96 208V204H97V202H99L100 201V203L102 204V205H104L102 208L105 210L106 208H107V206H106V204H109L110 205V203H111V207H110V209L109 208H107L106 210H108L109 209V211H107L106 212V210H105V214H107L108 213V215L110 216V215H120V216H123V215H121L122 213H125V214H127L128 212L127 211H130L133 207H135V206H137V205H140V204H142V203H146V201L148 202L149 200H153L156 196H158V195H164V194H166V193H168V191H169V189H172V188H176L177 186H179V184L180 183H186V182H190L191 180L190 179H192V181H193V179L194 178H198V176L197 175H199V174H202V173H204L203 175L204 176H206L207 175V173L208 172H214L213 170L216 168V167H218V166H220L221 165V163H223V161H225V160H223L222 159V157L220 156V154H224V153H228V151H229V145H227L226 144V146L225 147H219V144H218V147L220 148H218L219 149V151L218 152H216V151H212L211 149H216V148H214V147H212L211 145H210V152H208V149H206V150H202V151H204V155H202L200 152V150L199 149H201L202 147H201V145L200 144H196V141H197V139H196V136L197 135H195V134H197L194 130L196 129H194L193 130V128H189L188 129V127H187V125L189 126V125H194L196 122H195V120H192L191 118H193V117H191V114H192V111H194L193 110V108L191 107V99L189 98ZM197 97V96H196ZM24 98H19V100L21 101V100H23ZM28 99L30 98L29 96L27 97ZM33 98H35L34 96H33ZM36 98H39V101H40V103L42 104V100H40L41 98L40 97H37L36 96ZM45 98V97H44ZM177 98V97H176ZM181 98V99H182ZM194 98V97H193ZM192 98V99H193ZM258 98V97H257ZM62 99V98H61ZM178 99V98H177ZM197 99H198V97H197ZM25 100H26V98H25ZM37 99H35L33 102L35 103V101H36ZM47 100V99H46ZM46 100H44V101H46ZM55 100V99H54ZM144 100H146V99H144ZM156 99H155V101H157ZM164 100V99H163ZM239 100V99H238ZM24 101V100H23ZM27 101V100H26ZM29 101V100H28ZM27 101V103H29ZM38 101V100H37ZM49 101H52V99L51 100H49ZM49 101H48V103H49ZM57 102H58V99L56 100ZM83 101V102H82ZM89 101V104L91 103ZM112 101V102H111ZM135 101V100H134ZM147 101V100H146ZM162 101V100H161ZM161 101H157L158 103H160ZM176 101V100H175ZM174 101V102H175ZM190 101V102H189ZM33 102H30V103H33ZM47 102V101H46ZM101 102V103H102ZM152 102H154L153 101V98H152ZM163 103H165L164 101H162ZM194 102V101H193ZM231 102V101H230ZM23 103V102H22ZM47 103V106H45V107H43L42 108V106H44L45 105V103H44V105L42 104V106L40 107V106H38V107H40V108H42L41 110H39L38 109V111H40V114L39 115H42L41 117H44L45 119H47L46 121H51L53 118L55 119V117L53 116V118H52V115H54L55 113H54V105H58V103L59 104H61V103H63V101L61 102V101H59L58 103H55V104H53V109L51 108V107H49V108H47L48 106H49V104H51V102L48 104ZM86 103V102H85ZM142 103V102H141ZM155 103V102H154ZM153 103V104H154ZM15 104V103H14ZM23 104H25V103H23ZM51 104V105H52ZM70 104V103H69ZM131 104H133L132 103V101H131ZM221 104V103H220ZM237 104V103H236ZM29 105H31V104H28V106ZM56 105V106H57ZM64 105V107L63 108H65V104H62V106ZM91 105V104H90ZM90 105H89V108H90ZM110 105V104H109ZM112 105V104H111ZM123 105H125V106H123ZM147 105V104H146ZM167 105H168V103H167ZM242 105V104H241ZM61 106V107H62ZM88 106V105H87ZM119 106V107H120ZM123 106V107H122ZM130 106V105H129ZM152 106H155V105H152ZM151 105H150V107H152ZM160 105H158V107H159ZM170 106V105H169ZM168 106V107H169ZM181 106V105H180ZM260 106V105H259ZM264 106V105H263ZM14 107V106H13ZM17 107H18V105H17ZM38 108L37 106H34V108ZM61 110H62V114H63V110L64 111H67V108L66 109H63V108H61L60 106H58ZM67 107V106H66ZM84 107V106H83ZM136 107H138V105L136 106ZM149 107V108H150ZM158 107H155V109L157 108V110H159V109H161L160 107H162V106H160L159 107V109H158ZM167 107V108H168ZM221 107V106H220ZM18 108H20V107H18ZM18 108H16V109H18ZM30 108V107H29ZM56 109H57V107H55ZM58 108V109H59ZM98 108H96L95 107V109H97V112H98ZM163 108V107H162ZM165 108V107H164ZM21 109V108H20ZM19 109V110H20ZM32 110H34L33 108H31ZM31 109L29 110V112H32L31 111ZM60 109H59V112H60ZM82 109V108H81ZM84 109H87L86 108V106L84 107ZM115 110H116V108H114ZM132 109H133V107H132ZM138 109V108H137ZM137 109H136V112H137ZM153 109H154V107H153ZM169 109V108H168ZM27 110H28V108H27ZM53 110V111H52ZM104 110V111H103ZM119 110H121V109H119ZM131 110V109H130ZM151 110H152V108H151ZM7 111V112H8ZM15 111H17V110H15ZM25 111V110H24ZM35 111H37V110H35ZM58 111V110H57ZM57 111H56V113H57ZM79 110H77L76 111V115L74 114L73 116L75 117H78L79 115H78V112ZM81 111H83L84 112V114H86L85 113V111L84 110H81ZM128 111V110H127ZM139 111H140V109H139ZM233 111V110H232ZM18 112V111H17ZM22 112V113H21ZM26 112H28V111H26ZM95 112H96V110H95ZM97 112H96V114H97ZM126 112V111H125ZM132 112H133V110H132ZM136 112L135 113H133V114H136ZM195 112V111H194ZM262 112H264V111H262ZM52 113H54V114H52ZM82 113V112H81ZM81 113H79L80 115H81ZM92 114H93V112H91ZM90 113V114H91ZM106 113V114H105ZM140 113V112H139ZM196 113V112H195ZM52 114V115H51ZM61 114V113H60ZM60 114H58V115H60ZM102 114V115H101ZM264 114V113H263ZM9 115V114H8ZM8 115H6V116H8ZM10 115H11V113H10ZM78 115V116H77ZM108 115V114H107ZM119 115V116H118ZM126 115V116H125ZM128 115V116H127ZM166 116L167 118H169V119H172L173 121H171L172 122V124H173V126H174V128H178V129H180V127H181V129L179 130V132L177 131V133L175 132L174 134H172L171 133V130H169V129H166L168 126H172L171 125V122H170V120H169V123L167 122V123H162V124H160V122H161V119L162 118H160V116ZM197 115V114H196ZM46 116H47V118H46ZM56 116V115H55ZM60 116H62V115H60ZM60 116H58L59 118H60ZM84 116H87V115H84ZM84 116H83V118H84ZM92 116V115H91ZM90 115H89V117H86V119L88 120V121H90L91 120V122H90V125H92L91 123H93L92 122V119H90L89 120V118L91 117ZM99 116V115H98ZM118 116V117H117ZM124 116V117H123ZM162 116V117H163ZM11 117V116H10ZM10 117H8V119H10ZM40 117V118H41ZM76 117L75 118H73L74 120L76 119ZM92 117H94V116H92ZM107 117V116H106ZM191 117V118H190ZM18 118V119H19ZM158 118H160V119H158ZM179 118H181V122L182 123H178V122H176V121H178V119ZM235 118V117H234ZM237 118V117H236ZM14 119V118H13ZM65 119H66V117H65ZM79 119H81V117L80 118H77V120H79ZM94 119H95V117L93 118V121H94ZM158 119V121L160 120V122H155L156 120ZM166 119V118H165ZM12 120V119H11ZM14 120H16V119H14ZM24 120V121H23ZM57 119H55V120H53V121H56ZM59 120H62V118L61 119H59ZM59 120L58 121H56V122H59ZM124 120H126V119H124ZM163 120V119H162ZM213 120V119H212ZM219 120V119H218ZM8 121H10V120H8ZM17 121H19V120H17ZM23 121V122H22ZM38 121H39V119H38ZM42 121H43V119H42ZM165 121V120H164ZM180 121V120H179ZM206 121V120H205ZM250 121V120H249ZM41 122V121H40ZM85 122H87L86 120H85ZM95 122H96V119H95ZM112 122V121H111ZM16 123V122H15ZM62 123V122H61ZM76 123H77V121H76ZM113 123V122H112ZM157 123V124H156ZM194 123V124H193ZM200 123V122H199ZM202 123H203V121H202ZM241 123V122H240ZM19 124H20V126L23 128V130H22V128H20V126H19ZM27 124H28V122H27ZM26 124V128H25V130L27 129V126H29V125H27ZM35 124V126H32V125H34ZM36 124H39V123H37V120H35V121H33V124L31 123V128H36ZM40 124H42V126H44L43 125V123H40ZM47 124V123H46ZM53 124V123H52ZM60 124V123H59ZM67 124H68V122H67ZM242 125H244L243 123H241ZM240 124V125H241ZM49 125V124H48ZM55 125V124H54ZM53 125V126H54ZM58 125V124H57ZM76 125H78V124H76ZM76 125H72V127H74V126H76ZM81 125V124H80ZM234 125V124H233ZM242 125H241V127H242ZM249 125V124H248ZM56 126V125H55ZM59 126V125H58ZM60 126H61V124H60ZM59 126V127H60ZM63 126V125H62ZM84 126V125H83ZM86 126V125H85ZM87 126H89V123H88V125ZM112 126V127H111ZM186 126V127H185ZM195 126H196V124H195ZM215 126H217V125H215ZM19 127V128H18ZM37 127H39V126H37ZM47 127V126H46ZM52 126H50V128H51ZM71 127V128H72ZM77 127V126H76ZM81 127V126H80ZM92 127H94V125L92 126ZM122 127V128H121ZM185 127V128H184ZM194 127V126H193ZM241 127H240V129H241ZM15 128V129H16ZM40 128V127H39ZM50 128H49V130H50ZM55 128V127H54ZM54 128H53V130H54ZM70 128V129H71ZM78 128V127H77ZM86 128H89V127H86ZM85 128V129H86ZM198 128V127H197ZM200 128V127H199ZM237 128V127H236ZM261 128V127H260ZM41 129V128H40ZM43 129V128H42ZM82 129H84V128H82ZM82 129H80V130H82ZM89 129H93V128H89ZM107 129V130H106ZM117 129V128H116ZM119 129H118V131H119ZM164 129H166V130H168V133H167V131L166 132H164ZM221 129V128H220ZM248 129H250L249 127H248ZM248 129H246L245 127H244V131L245 130H247V132L245 133V134H247L248 132L250 133V131H251V133H252V131H253V129L252 130H250V131H248ZM24 130V131H25ZM35 130H37V128L35 129ZM35 130H33V131H35ZM45 130V129H44ZM49 130H47L48 132H49ZM72 130H73V128H72ZM76 130V129H75ZM87 130V129H86ZM172 130H173V128H172ZM201 130V129H200ZM213 130V129H212ZM242 130V131H243ZM13 131V130H12ZM11 131V132H12ZM16 131V130H15ZM28 132L29 131H32L30 128H28V130H27ZM47 131H45V132H47ZM56 131H57V129H56ZM71 131V130H70ZM74 131V130H73ZM79 131V130H78ZM88 131L89 130H87V132L86 133H88ZM92 131V130H91ZM174 131H176V129H174ZM240 131V130H239ZM243 131V132H244ZM18 131H16L15 132V135L17 134V137L15 136H13V139H10L11 140V142L10 143H0V177L2 176H4V175H8V171H11V169L12 168H21L22 166H26L27 164H29V163H33L34 165L35 164H40V163H42V161L43 160H45L44 158H42V156H40V158H38L39 157V153L40 152H46V151H50L49 150V146L48 145H50V143H48L49 142V140H48V138H49V135L48 136H46V137H48L46 140H48V142L46 141V140H43L42 139V137H43V135H41L42 137H40V142H37V141H35V142H33V143H36L35 145H31V144H29V142L28 143H26L27 145H30L28 148L27 147H22L23 145H22V142L23 141H25V142H27L28 140H23L24 138H22V136H21V138H22V141H21V138H18V134L19 133H17ZM26 132V131H25ZM27 132V133H28ZM170 132V133H169ZM225 132V131H224ZM242 132V133H243ZM14 133V132H13ZM24 133V132H23ZM52 133V132H51ZM60 133V132H59ZM58 133V134H59ZM76 133H77V130H76ZM79 133V132H78ZM78 133H77V135H78ZM85 133V135H84V132H83V135L84 136H86L87 134ZM98 133H100V132H98ZM195 133V134H194ZM218 133V132H217ZM248 133V134H249ZM44 135H45V133H43ZM49 134V133H48ZM54 134V133H53ZM58 134H56L57 136H58V138L57 139H59V135ZM74 134V133H73ZM89 134V133H88ZM201 134V133H200ZM203 134V133H202ZM247 134V135H248ZM14 135V134H13ZM66 135V134H65ZM75 135V137L77 136L76 134H74ZM80 135V134H79ZM82 135V136H83ZM253 135H255V134H253ZM263 135V134H262ZM8 136H10L11 137V135L8 133ZM50 136H52V134H50ZM72 136V135H71ZM81 136V137H82ZM84 136L82 137L83 139V141H85L84 140ZM89 136V135H88ZM91 136V135H90ZM85 137V139L87 138V140H89L88 142L86 141V143H85V146H86V144L88 145V143L89 142H91V144L93 145V144H95V148H96V145L98 144L96 141H97V137H96V141L95 140H92L91 141V137ZM98 136H99V134H98ZM102 135H100V137H101ZM215 135H213V137H214ZM259 136V135H258ZM19 137H20V135H19ZM63 137H64V134H63ZM73 137V136H72ZM78 137V136H77ZM212 137V136H211ZM230 137V136H229ZM242 137V136H241ZM253 137H255V136H253ZM253 137H252V139H253ZM263 137V136H262ZM9 138V137H8ZM12 138V137H11ZM44 138V137H43ZM54 138H55V136H54ZM176 138V140L174 141V139ZM177 138H180V140L178 141V139ZM201 138H202V136H201ZM27 139V138H26ZM37 139V138H36ZM41 139H42V141H41ZM53 139V138H52ZM56 139V138H55ZM54 139V140H55ZM73 139H75L74 137H73ZM203 139V138H202ZM9 140V139H8ZM8 140H6V141H8ZM70 140H72V139H70ZM76 140H77V138H76ZM76 140H72L71 141V143L73 142V141H76ZM100 139H98V141H99ZM160 140V141H159ZM199 140V139H198ZM230 140V139H229ZM242 140V139H241ZM51 141V140H50ZM53 141V140H52ZM66 141H68V139L66 140ZM65 141V142H66ZM154 141H156V142H154ZM159 141V142H158ZM203 141H206V139L204 140H202V142ZM262 141H263V138H262ZM55 142V141H54ZM58 142H59V140H58ZM63 142H64V140H63ZM82 142V141H81ZM80 142V143H81ZM102 142H103V140H102ZM211 142V141H210ZM216 142V141H215ZM219 142V141H218ZM242 142V141H241ZM31 143V142H30ZM46 143H48V144H46ZM67 143V142H66ZM70 143V144H71ZM74 143V142H73ZM76 143H77V141H76ZM84 143H82V144H84ZM97 143V144H96ZM101 143V141L99 142V144ZM184 144L185 145V147H182L181 149H179V150H175L173 147H177V145L175 146L174 144ZM199 143V142H198ZM229 143V142H228ZM263 143H264V141H263ZM23 144H25V143H23ZM54 144V143H53ZM69 144V143H68ZM90 144V143H89ZM90 144V145H91ZM102 144V143H101ZM57 145V144H56ZM65 145V144H64ZM74 145V144H73ZM72 144L70 145V146H73ZM92 145H91V147H92ZM174 145V146H173ZM187 145V146H186ZM204 145V144H203ZM222 146H223V144H221ZM54 146H55V144H54ZM60 146V145H59ZM206 146V145H205ZM240 146V145H239ZM58 147V146H57ZM69 147V146H68ZM87 147V146H86ZM88 147H89V145H88ZM94 147V146H93ZM201 147V148H200ZM55 148V147H54ZM53 148V149H54ZM59 148V147H58ZM57 148V149H58ZM83 149V146L82 147H80V149ZM95 148H93L92 150H94ZM169 148H173V150L171 151V149H169ZM207 148H209V145H208V147ZM242 148V147H241ZM53 149H52V151H53ZM57 149H55L56 151H57ZM61 148H59V150H60ZM90 149V148H89ZM217 149V150H218ZM55 150L53 151V153L55 152ZM67 150V149H66ZM65 150V151H66ZM69 150V151H68ZM67 151L70 153V155H72L71 153H73V155H75L74 153L77 151V148H72L71 149V147H70V149H68ZM115 150V151H114ZM6 153H5V152ZM60 151H62V150H60ZM81 152L83 151V150H80ZM88 152L89 150H88V148H87V150H85V152ZM95 151V150H94ZM111 151H114V154H112L111 153ZM206 151V152H205ZM231 151V150H230ZM2 152H4L6 155H1V153ZM51 152V151H50ZM49 152V153H50ZM84 151H83V153H85ZM90 152V151H89ZM197 153V154H194L193 156L190 154V153ZM208 152V153H207ZM52 153V152H51ZM77 153H80L79 152V150H78V152ZM198 153L199 154H201L200 155V157L197 159V158H195L196 157V155H198ZM230 153V152H229ZM233 153H236V152H233ZM3 154V153H2ZM38 154V155H37ZM65 154H66V152H65ZM81 155H82V153H80ZM146 154V155H145ZM191 155V158H190V155ZM237 154V153H236ZM254 154V153H253ZM262 154V153H261ZM36 155H37V157H36ZM58 155V154H57ZM67 155V154H66ZM80 155V156H81ZM187 155H189V159L187 158ZM231 155H232V153H231ZM235 155V154H234ZM199 156V155H198ZM203 156V157H202ZM225 156V155H224ZM256 156V155H255ZM54 157V156H53ZM58 157V156H57ZM66 157V156H65ZM82 157V156H81ZM81 157H79V158H77V157H73L74 159L73 160H70L71 162L69 163V160L67 161V162H65L63 159H61V160H63L64 161V163H65V165H67L68 164V168L71 170L70 171V173H69V170L67 171V168L65 169V171H66V175H65V173L64 172H62V173H64V174H61V175H59L60 173H59V171L57 170V169H54V170H56V171H51V172H49V171H46V170H48V169H44L45 170V172L48 174V178L46 179V180H43V181H45L46 182V185H47V183L49 184V182H50V188H51V185L53 186L51 189H49L48 188V185L46 186H42V185H44L45 184V182H43V181H41L40 183H38V184H36L35 183V186H34V188H30V187H28L27 189H25L24 191L23 190H20V189H18V190H10L9 188L8 189H6L5 191H0V207H2L4 204H6V203H9V204H6L7 206H9V207H5L6 208V210L5 209H3V210H5L6 212V214L8 213L9 215H10V209L12 208V206H13V208H17L18 206H20V208H23V206L22 205H24V207L27 209V207L28 206H32L33 207V213H26V215H18L17 217H24V218H17L16 219V217H14V216H12V218L14 219V220H18V222H19V224L20 223H22L21 225V227H22V229L25 231V229L27 228V226L29 225L30 226V224H32L31 226H33V227H36V226H34V225H37L38 226V231H37V233L40 235V234H42V233H44L45 235H47V232L51 229V228H53V230H56L55 228H54V226H55V224H58L59 223V221L58 220H55V219H52V217H57L58 216V214H59V211H61V210H63L64 208H62L61 210H60V208H61V206L63 205H65V202L67 201V203L68 202H70V203H68V204H70L71 205V203H72V201H73V206L74 205H76L75 206V209L77 210L78 208H77V205H79V204H75V202H74V200H72V198L69 196V194L71 195L72 193H73V191L72 190H74L75 191V189H72L73 187H75L76 188V186H78L79 184L78 183H82L83 182V184L82 185H84L85 184V182H86V185H87V181H84V180H82V181H80L79 182V180H81V178H83V176H84V174H83V172H84V170L82 171V162L81 161H79V159L80 160H82L81 159ZM192 157H194V158H192ZM221 157V158H220ZM52 158V157H51ZM72 158V157H71ZM83 158V157H82ZM174 159H178V161L179 160H181L182 162H185V165L187 164V162L191 159V162H193V163H190L189 164V162H188V164L190 165H187L188 167H191L192 166V168L191 169H188V170H182V169H184V163H183V165H181L180 163H182L181 161H179L178 163L180 164L179 166H172V165H178L177 163H175V164H173L172 163V160H174ZM192 159H193V161H192ZM194 159H196V160H194ZM225 159V158H224ZM227 159V158H226ZM55 160V159H54ZM53 160V161H54ZM58 160V159H57ZM157 160V161H156ZM83 161H85V159L83 160ZM46 162V161H45ZM44 162V163H45ZM55 162H56V160H55ZM88 162H90V161H88ZM47 163V162H46ZM53 163V162H52ZM64 163H62V164H64ZM87 163V162H86ZM91 164H92V161L90 162ZM172 163V164H171ZM48 164V163H47ZM54 164V163H53ZM69 164H70V166H69ZM89 164V163H88ZM91 164H89V165H87V166H89L90 168H91ZM92 164V165H93ZM108 166H110V173H108V172H106L107 170H108V168L109 167H107L106 165ZM191 164H193V165H191ZM49 165V164H48ZM58 164H56V166H57ZM46 166V165H45ZM52 166V165H51ZM59 166H60V164H59ZM224 166V165H223ZM61 167V166H60ZM64 167V166H63ZM104 167L106 168L107 167V170L106 169H104ZM16 168V169H17ZM23 168V167H22ZM85 168H88V167H85ZM40 169V168H39ZM43 169H40V171L42 170L43 171ZM93 169V170H94ZM185 169H187V167H185ZM217 169V168H216ZM218 169H220V168H218ZM96 170V171H97ZM102 170L104 171V172H102ZM7 171V172H6ZM64 171V170H63ZM86 171V170H85ZM90 171V170H89ZM95 171V172H96ZM183 171H184V173H183ZM185 171H186V173H185ZM188 171V172H187ZM220 171V170H219ZM4 172H6V174L4 173ZM14 172V171H13ZM12 172V173H13ZM23 172H25V171H23ZM23 172H16V173H13L12 175L13 176H15L16 178L18 177H20V179H22L23 178V176L22 175H24V174H26V173H23ZM87 172V171H86ZM112 172V173H111ZM118 172V173H117ZM131 172V173H130ZM67 173H69L68 175H67ZM215 173V172H214ZM2 174H4V175H2ZM11 174V173H10ZM96 174L97 173H95L94 175L96 176ZM206 174V175H205ZM90 175V177L91 178H93V175L92 174H89ZM108 175V176H107ZM203 175H200V177L201 176H203ZM208 175H209V173H208ZM13 176H11V177H13ZM116 176V175H115ZM115 176H114V180H115ZM197 176V177H196ZM103 177V178H104ZM108 177V178H109ZM112 177H113V175H112ZM206 177H208V176H206ZM95 178V180H96V178H97V176L96 177H94ZM102 178V179H103ZM105 178V179H106ZM108 178H107V180H108ZM135 178V179H134ZM201 178H203V177H201ZM1 179V178H0ZM98 179L100 180L101 178L98 176ZM131 179H134L135 181L132 183V180ZM206 179V178H205ZM18 180L19 179H16V180H14L13 182L14 183H16L15 181H17L18 182ZM92 180V182H93V179H91ZM91 180H90V182H91ZM129 180H131V181H129ZM195 180V179H194ZM199 180V179H198ZM237 180V179H236ZM19 181H21V180H19ZM98 181V180H97ZM101 181V180H100ZM111 181V180H110ZM192 181H191V183H192ZM200 181H201V179H200ZM200 181H198V182H200ZM239 181V180H238ZM242 181V180H241ZM104 182H105V180H104ZM108 182V181H107ZM128 182H131V184H129ZM10 183V182H9ZM99 183V182H98ZM110 183V182H109ZM113 183V182H112ZM111 183V184H112ZM0 184L1 185H5V186H7V185H11V184H7V183H3V182H1L0 181ZM173 185V186H171V185ZM177 184V185H176ZM188 184V183H187ZM195 184V183H194ZM238 184V183H237ZM0 185V186H1ZM167 185H169V187L167 186ZM182 185V184H181ZM80 187H81V185H79ZM78 186V187H79ZM2 187V186H1ZM32 187V186H31ZM38 187H43V190L45 189L44 187H47V189H45V190H50L49 192L47 191V192H43V195L41 196V199H43V200H41L40 199V197H38V198H36L37 199V201L39 200L40 202H36V199H35V202L36 203H38V204H36L35 202H33V199H34V197H31V194L33 193V192H35V194L37 193V190H35V191H33L32 192V190H34V189H36V188H38ZM77 187V188H78ZM83 187V186H82ZM182 187V186H181ZM41 188H39L40 189V191L38 190V193L40 192V195H41ZM107 188V187H106ZM115 188V187H114ZM113 188V189H114ZM184 188H185V186H184ZM60 189V190H59ZM72 189V190H71ZM80 188H78V190H79ZM179 190H180V188H178ZM0 190H1V188H0ZM20 190V191H19ZM57 190H59V191H57ZM71 190V191H70ZM173 190H175V189H173ZM199 190V189H198ZM209 189H207V191H208ZM171 191V190H170ZM170 191H169V194H170ZM176 191V190H175ZM205 191V190H204ZM210 191V190H209ZM32 192V193H31ZM174 192V191H173ZM204 193V192H203ZM208 193V192H207ZM174 194V193H173ZM201 194V193H200ZM34 195V194H33ZM38 195V194H37ZM177 195H178V193H177ZM202 195V194H201ZM34 196H36V195H34ZM44 196V197H43ZM97 196V195H96ZM98 196H99V194H98ZM102 196H104V197H107V198H103ZM167 196V195H166ZM169 196V195H168ZM199 196V195H198ZM72 197H73V195H72ZM204 197V196H203ZM228 197V196H227ZM29 198V199H28ZM30 198H32L31 200L32 201H30ZM69 198H71V201H69L70 199ZM85 198V199H84ZM103 198V199H102ZM195 198V197H194ZM215 198V197H214ZM214 198H212V199H214ZM221 198V197H220ZM74 199V198H73ZM162 199V198H161ZM168 199H169V197H168ZM217 198H215V200H216ZM235 199V198H234ZM85 200H87V201H85ZM114 200H116V201H114ZM171 200V199H170ZM182 200H183V198H182ZM210 200V199H209ZM214 200V201H215ZM220 200V199H219ZM225 200H226V198H225ZM102 201H105V202H107V203H103ZM109 201H111V202H109ZM115 202V206H114V204L112 203V202ZM166 201H168V200H166ZM203 201V200H202ZM213 201V200H212ZM217 201V200H216ZM215 201V202H216ZM227 201V200H226ZM84 202H85V204H84ZM117 202V203H116ZM193 202V201H192ZM208 203H209V201H207ZM210 202H211V200H210ZM64 203V204H63ZM77 203V202H76ZM154 203V202H153ZM172 203H174V202H172ZM211 203H213V202H211ZM219 203V205H220V202H218ZM217 203V204H218ZM229 203V202H228ZM240 203V202H239ZM247 203V202H246ZM257 203H258V201H257ZM257 203H256V205H257ZM262 203H263V201H262ZM157 204V203H156ZM207 204V203H206ZM206 204H204V205H206ZM225 204V207H221V206H223V205H221V206H218V205H215V208H214V206L213 205H210V209H209V207L207 208V209H209V210H212L213 208H214V210L213 211H211V212H214V211H223V213L224 212H226L225 213V216H227L228 217V215L229 216H231L230 214V208H229V205L227 204V207H226V202L224 203ZM232 204V203H231ZM28 205V206H27ZM95 205V206H94ZM102 205H100V209H101V206ZM114 207H113V206ZM145 205V204H144ZM147 205V204H146ZM159 205H161V204H159ZM197 205V204H196ZM208 205V204H207ZM67 206V205H66ZM72 206V208H70V209H68V208H66L67 209V211L69 212V210L71 211V209H74V207ZM164 206V205H163ZM232 206V205H231ZM230 206V207H231ZM30 207H28V209L29 210H31V208ZM65 207V206H64ZM156 207V206H155ZM158 207V206H157ZM162 207V206H161ZM165 207V206H164ZM179 207V206H178ZM181 207V206H180ZM201 207H202V205H201ZM204 207V206H203ZM211 207H213L212 209H211ZM233 207V206H232ZM231 207V208H232ZM139 208V207H138ZM147 208V207H146ZM152 208V207H151ZM263 208V207H262ZM17 209H19V208H17ZM26 209H24V210H26ZM27 209V210H28ZM65 209V210H66ZM158 209V208H157ZM156 209V210H157ZM189 209V208H188ZM14 210V209H13ZM13 210H12V212H13ZM28 210V211H29ZM75 210V211H76ZM151 210H153V209H151ZM160 210V209H159ZM176 210V209H175ZM182 210V209H181ZM193 210V209H192ZM198 210V209H197ZM205 210V209H204ZM208 210V211H209ZM1 211H2V209H1ZM22 211V210H21ZM73 211V210H72ZM77 211H80V210H77ZM101 211V210H100ZM153 211H155V210H153ZM152 211V212H153ZM162 211V210H161ZM163 211H165V210H163ZM162 211V212H163ZM207 211V210H206ZM264 211V210H263ZM263 211H261L262 213H263ZM4 211H2V213H3ZM10 212V213H9ZM17 212V211H16ZM67 212V213H68ZM85 212V213H86ZM148 212V211H147ZM146 212V213H147ZM202 212V211H201ZM205 212V211H204ZM238 212H241V211H238ZM237 212V213H238ZM1 213V212H0ZM25 213V212H24ZM89 213V214H90ZM97 213V212H96ZM99 213V212H98ZM161 213V212H160ZM177 213V212H176ZM176 213H175V215H176ZM183 213V212H182ZM193 213V212H192ZM191 213V214H192ZM216 213H218V212H216ZM222 213V212H221ZM261 213V214H262ZM7 214V215H8ZM61 214H63V212H61ZM93 214V215H94ZM103 214H104V212H103ZM129 214V213H128ZM148 214V213H147ZM149 214H151L150 212H149ZM156 214V213H155ZM158 214V213H157ZM206 214V215H205ZM255 214V213H254ZM260 213H259V215L261 216V217H259L258 219H251V221H253V222H251L250 224H247V225H241V226H235V227H233V228H231V229H227V231H225V232H222V233H220L218 230V228L220 227V225H218V224H216L215 222L216 221H214L215 220V218H216V216H217V214H213V213H210V211L208 212V213H204L203 215L204 216H202L201 214V216L202 217H199V218H197V219H199L198 221L200 222V223H198L197 224V226L196 225H192L191 227H190V229H188L187 231L185 230V229H182L183 228V226H182V230L180 229V228H178V226L176 227L177 228V230H175V232L177 233V234H174L173 233V235H172V237H169L168 239H159L160 237L158 236H156L155 238H150L149 237V234L150 233H148V234H146V235H144L145 233H143V234H138L139 236H135V235H133V237H130V235H129V237L128 236H123L122 237V239L124 238V240H127V241H124L125 243H121V240H119V241H117V239L116 238H118V237H112V236H108L107 238H105L104 239V246L101 244V245H91V247H94V248H91V249H84V248H82L81 247V245H77V243L76 244H70V246L71 247H73L72 248V250H69V251H64L63 250V248H62V250L60 251V249L57 251V253L56 252H54V251H56V250H54L53 252H51L50 250V252L51 253H53V254H51V253H48V254H46L45 252H44V254L45 255H38V256H36V255H30L31 253H29V254H27L28 252H26V253H24V249L22 250V248H24V247H27V246H25L24 245V243L21 241L20 242V240H19V238L17 237L18 235H22L23 234V236H30L31 235V233L29 232L27 235L25 234V233H27V232H24V233H22L21 232V230L22 229H20V233L19 234H16V233H18L17 231L19 230V228H20V225H18V227H16V226H14V228H17L18 230L16 231V230H14V229H12L13 227H10V229H8V227L7 226H0V246L2 245H4V247H0V264H29V263H27V262H29V260H31L30 262L32 263V264H38L39 262H43L44 264H54V262H56L57 260V262H62V263H66L67 264V262L65 261L64 262V260H71L70 262H68V264H264V215L262 216ZM1 215V214H0ZM4 215V214H3ZM13 215V214H12ZM17 215V214H16ZM132 215V214H131ZM137 215H139L138 213H137ZM154 215V214H153ZM180 215H183V214H180ZM216 215V216H215ZM246 215V214H245ZM258 215V216H259ZM11 216V215H10ZM50 216V217H49ZM62 216H64V215H62ZM67 216V215H66ZM66 216H64V217H66ZM87 216V215H86ZM95 216V215H94ZM104 216V215H103ZM119 216V217H120ZM125 216V215H124ZM127 216V215H126ZM135 216V215H134ZM169 216V215H168ZM172 216V215H171ZM177 216V215H176ZM194 216H196L195 214H194ZM238 216V215H237ZM241 216V215H240ZM3 217V216H2ZM7 218H8V216H6ZM5 217V219H7ZM49 217V218H48ZM60 217V216H59ZM82 217V216H81ZM88 217V216H87ZM118 217V218H119ZM150 217V216H149ZM156 217V216H155ZM154 217V219H156ZM160 217V216H159ZM159 217H158V219H159ZM198 217V216H197ZM218 217V216H217ZM221 217V216H220ZM226 217V218H227ZM12 218H11V220H12ZM45 218H48V219H45ZM51 218V219H50ZM61 218H63V217H61ZM93 218V217H92ZM106 218V217H105ZM105 218L104 217H102V216H96L95 218H93V219H88V220H86V221H83V222H80V223H78V224H73V220L75 219H73V218H71V219H73V220H66V225H72V227H74L73 229H71L70 227H68V229H71L72 231L74 230L75 231V228H81V230L82 231H84L83 229H88V231H89V229L92 227V226H99L100 228L101 227H104V229L105 230H109V231H112V230H115L116 228H115V226H113L112 227V223L110 224V226L109 225H107V223L105 222ZM114 218H116V217H112L111 216V220H113ZM120 218H122V217H120ZM119 218V219H120ZM139 218V217H138ZM143 218H145V216H143ZM162 219L164 218V216H162L161 217ZM161 218L159 219V221H158V219H157V221L158 222H160V223H155L153 220V218H152V221H151V224H149L148 223V221L150 220V218H148L147 216H146V219H147V221H145V219H144V221H145V223H148V224H146L147 226H149V228H157V227H159V228H157V229H160V227H161V223H164L165 222V218L162 220V222H161ZM180 218H182V217H180ZM189 218H190V215H189ZM195 218V217H194ZM193 218V219H194ZM3 219V218H2ZM50 219V220H49ZM66 219V218H65ZM78 219V218H77ZM82 219V218H81ZM168 219V218H167ZM172 219V218H171ZM177 219H178V216H177ZM185 219V218H184ZM218 219H220V218H218ZM224 219H225V217H224ZM244 219V218H243ZM14 220H12V221H14ZM20 220L21 221H24V222H20ZM44 220H48V221H46V222H44ZM76 220V219H75ZM109 220V219H108ZM114 220H116V219H114ZM142 221H143V219H141ZM176 220V219H175ZM175 220H173V221H175ZM187 220H189V219H187ZM201 220V221H200ZM228 220H230V219H227V222H228V224H229V222H231V220L230 221H228ZM245 220V219H244ZM243 220V221H244ZM7 221V220H6ZM63 221V220H62ZM133 221V220H132ZM141 221V222H142ZM176 221H178V220H176ZM175 221V222H176ZM184 221V220H183ZM58 222V223H57ZM116 222V221H115ZM135 222V221H134ZM150 222V221H149ZM179 222H181V220L179 221ZM185 222H186V220H185ZM224 222V221H223ZM247 221L245 220V223H246ZM0 223H1V221H0ZM8 223H10V224H13V222L11 223V222H8ZM143 223V226L145 225L144 224V222H142ZM141 223V224H142ZM166 224H167V221L165 222ZM219 223V222H218ZM248 223V222H247ZM24 224V225H23ZM25 224H28V225H25ZM34 224V225H33ZM64 224V223H63ZM133 224V223H132ZM138 224V223H137ZM182 224V223H181ZM181 224H180V226H181ZM235 224H238L239 225V223H236L235 222ZM59 225V224H58ZM135 225V224H134ZM160 225V226H159ZM164 225V224H163ZM168 225V224H167ZM166 225V226H167ZM171 225V224H170ZM169 225V226H170ZM175 225V224H174ZM177 225H178V223H177ZM187 225H188V223H187ZM222 225V224H221ZM12 226V225H11ZM24 226H26V227H24ZM28 226V227H29ZM121 226H122V224H121ZM137 226V225H136ZM146 226V228H148ZM229 226V225H228ZM234 226V225H233ZM32 227V228H33ZM63 227H65V226H63ZM185 227V226H184ZM222 227V226H221ZM7 228V229H6ZM59 228V227H58ZM60 228H61V226H60ZM115 228V229H114ZM155 228V229H156ZM67 229V230H68ZM94 229V228H93ZM103 229V228H102ZM165 229L166 228H164V229H162V230H164L165 231ZM223 229V228H222ZM14 230V231H13ZM80 230V231H81ZM94 230H96V229H94ZM133 230H134V228H133ZM141 231L143 230V229H140ZM139 230V231H140ZM145 230V229H144ZM161 230V229H160ZM159 230V231H160ZM161 230V231H162ZM167 230V229H166ZM173 230V229H172ZM178 230H181V231H186V232H179L178 233ZM29 231V230H28ZM58 231H60V229L58 230ZM141 231H140V233H141ZM147 231V230H146ZM145 231V232H146ZM157 231V230H156ZM161 231H160V233H161ZM14 232V233H13ZM51 231H49L48 232V234L50 233ZM57 232V231H56ZM113 232V231H112ZM127 232H128V230H127ZM130 232H131V230H130ZM133 232V231H132ZM151 232V231H150ZM171 232V231H170ZM33 233L34 232H32V235H33ZM81 233V232H80ZM79 233V234H80ZM162 233H164L163 231H162ZM43 234V235H44ZM51 234V233H50ZM52 234H54V233H52ZM66 234V233H65ZM64 234V235H65ZM137 234V233H136ZM159 234V233H158ZM169 234L170 233H168V236H169ZM17 235V236H16ZM35 235H36V233H35ZM34 235V236H35ZM43 235H41V236H43ZM61 235V234H60ZM147 235H148V237H147ZM154 235H155V233H154ZM153 235V236H154ZM157 235V234H156ZM165 235V234H164ZM171 235V234H170ZM53 236V235H52ZM54 236H55V234H54ZM71 236V235H70ZM161 236V235H160ZM163 236V235H162ZM161 236V237H162ZM56 237V236H55ZM100 237V236H99ZM121 237V236H120ZM128 237V239H126ZM18 238V239H17ZM27 238V237H26ZM44 238V239H43ZM43 238H41V239H43V240H41L40 242H41V245H42V243H47L48 241H50L51 242V240L54 238V237H49V238H45V237H43ZM68 238V237H67ZM66 238V239H67ZM94 238V237H93ZM56 239V238H55ZM193 239H194V241H193ZM57 240V239H56ZM55 240V241H56ZM89 240H91V239H89ZM101 241L103 240V239H100ZM193 241V242H191V241ZM195 240H197V241H195ZM11 241H13V242H11ZM6 242L7 243H10V245H8V244H6ZM36 242H37V240L34 242L35 244H36ZM54 242V241H53ZM52 242V243H53ZM60 242V241H59ZM69 242V241H68ZM67 242V243H68ZM83 242V241H82ZM81 242V243H82ZM3 243H5V244H3ZM32 244H33V242H31ZM51 243V244H52ZM57 243V242H56ZM71 243H73V242H71ZM38 244H39V242H38ZM37 244V245H38ZM50 244V243H49ZM60 244V243H59ZM59 244H58V246H59ZM89 244V243H88ZM95 244V243H94ZM30 245V244H29ZM36 245V246H37ZM75 245V246H74ZM83 245V244H82ZM12 246V247H11ZM34 247H35V245H33ZM44 246V245H43ZM42 246V247H43ZM54 246V245H53ZM57 246V245H56ZM16 247V249H17V251L16 250H12V248H15ZM18 247V248H17ZM29 247V246H28ZM51 247V246H50ZM67 249H71L69 246V248L67 247V246H65ZM77 247V248H76ZM80 247V248H79ZM4 248V249H3ZM9 248H11V249H9ZM30 248H31V246H30ZM36 248V247H35ZM39 248V247H38ZM57 248V247H56ZM55 248V249H56ZM59 248V247H58ZM82 248V249H81ZM26 249H28V248H26ZM67 249H65V250H67ZM22 250V251H21ZM30 250V249H29ZM34 250V249H33ZM38 251H39V249H38ZM60 251V252H59ZM101 251H106L105 253H103V252H101ZM55 253V254H54ZM25 254H27V255H25ZM33 254H37V252L36 253H33ZM39 254V253H38ZM43 254V253H42ZM30 255V256H29ZM34 256H36V257H34ZM22 258H24V259H26L27 261H26V263L24 262V261H22L21 259ZM34 259H35V261H36V259H38V260H41V261H37V263L34 261ZM52 262V263H51ZM39 264H41V263H39ZM57 264V263H56ZM61 264V263H60Z\"/></svg>","mask_w":264,"mask_h":264}]
</instances>
